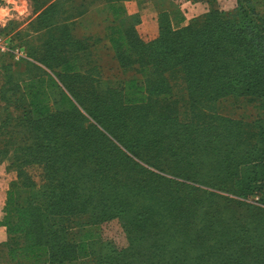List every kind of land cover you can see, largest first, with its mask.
<instances>
[{
  "label": "trees",
  "instance_id": "1",
  "mask_svg": "<svg viewBox=\"0 0 264 264\" xmlns=\"http://www.w3.org/2000/svg\"><path fill=\"white\" fill-rule=\"evenodd\" d=\"M68 1L42 0L41 11L29 24L33 31H43V40L39 47H24L27 57L50 74L31 62H25L14 75L11 67L15 64L0 65V135L4 129L9 137L6 143L12 144L14 135L21 143H30L12 154L0 148V162L7 160L6 170L15 175L0 220L8 237L0 246L7 257L16 264H22L21 256L26 264H79L86 245L97 247L87 228L98 230L97 219L112 216L120 220L131 241L123 250L109 245L98 248V264H264V250L248 245L262 235L264 209L246 205L240 211L244 203L218 195L256 199V204L264 206V127L260 125L264 118L251 124L257 129L252 135L259 136L257 146L243 152L241 146L235 149L241 141L235 134L228 132L222 145L221 136L217 141L214 125L231 131L227 126L231 122L214 117L209 122L195 119V115H208L203 111L207 103L235 93L247 96L249 89L259 85V74L264 71V0H237L233 12L211 10L181 29L176 28L183 18L159 10L158 36L150 43L137 38L136 18L122 24L125 32L112 25L113 59L121 70L133 71L140 78L118 82L116 87L106 88V94L94 89L87 76L93 75L89 69L92 38L74 34L77 16L88 11L81 8L86 2L73 6L74 2ZM110 1L118 0H101ZM119 13L115 11L117 17ZM251 64L259 66L257 80L247 84L249 89L236 92L251 74V68H245ZM54 78L67 88L77 106L70 103ZM178 81L186 91L183 113L180 97L173 93ZM82 84L88 85L86 90L76 88ZM253 93L261 98L264 86ZM182 115L187 117L180 121ZM239 127L244 130L247 125ZM182 141H193L195 150L183 161L194 175L207 179L189 181L218 193L182 184L190 194L212 196V202H204L199 217L192 206L187 207V216L182 211L180 216L174 211L173 216L167 215L161 204L163 212L157 218L151 212L152 201L157 204L161 199L146 190L149 173L133 158L150 166L149 157L154 156L155 162L165 153L181 156L175 148ZM256 153L260 160H255ZM234 156L247 158L233 163L230 159ZM31 169L39 171L41 183L44 180L39 188ZM138 169L140 176L133 174ZM83 181L90 187L86 192ZM84 193L92 196L84 198ZM138 197L149 205L138 203L136 214L125 218L127 207ZM112 198L116 204L109 203ZM215 199L234 206L227 218L211 220ZM250 208L257 214H248ZM87 214L91 224L80 226L82 241L68 237L73 227L70 219ZM170 217L179 219L174 221L176 227L169 224ZM57 220L67 225L54 227ZM230 222H234L231 228Z\"/></svg>",
  "mask_w": 264,
  "mask_h": 264
},
{
  "label": "rangeland",
  "instance_id": "2",
  "mask_svg": "<svg viewBox=\"0 0 264 264\" xmlns=\"http://www.w3.org/2000/svg\"><path fill=\"white\" fill-rule=\"evenodd\" d=\"M42 0H0V37H3L5 39H15L16 43L14 46L24 48L26 45H33L35 47H39L41 45V42L43 40V31H33L29 24L35 19L39 10L40 2ZM154 2V5L156 9L159 10H168L173 13V16L180 19L183 18L184 22L177 26L176 29H181L183 27H186L192 20L204 16L209 13L211 10H216L217 12L224 14L231 13L236 8V1L237 0H152ZM84 3V2H83ZM73 6H75V3H72ZM98 1L96 0H90L86 1V3L81 5V8L87 7L88 11L85 16H83L81 19L77 21V24L75 25V37L76 38H96L100 37L101 33L96 32L98 28V11L96 12L93 10V8L98 5ZM29 36H33L32 39L29 38ZM92 41L90 40L89 43ZM22 46V47H21ZM100 46L98 45L96 48L91 49L92 53V63L93 64H102L104 66H117L115 63H113L110 60V57L108 55V52H106L103 49H100ZM25 62H31L32 64L35 63L37 66L40 64L36 62H32L31 60L28 61L27 54L25 53L24 57H22L19 62H16L12 59V55L10 53L0 54V65L2 64H15V65H21ZM91 63V64H92ZM259 66L251 64L250 67L245 68H251L250 75L246 76V79L240 83L237 87L236 92H240L243 89H249L247 87V84L251 82L252 79L257 80L255 78L257 69ZM244 68V69H245ZM123 78L124 80H127L129 78H132L133 76L140 78V75L133 72H123ZM112 75H114L112 73ZM118 78H121L120 74L117 75ZM259 85H255V87L247 92V96L238 95L235 93L233 96H228L226 98H222L220 101H213L210 103H207L206 109H203L206 114L208 115H195V119L199 122H209V119L211 118H219L226 121H229L231 123H228L227 126H230L232 128L231 131H225L224 126H215L214 133L219 136H221V139L219 143L222 145L226 143L225 135L230 132L232 134H235L237 137L241 138L240 145L235 146V149H239L241 146V151L245 150H251L252 146L255 144L257 146V142L259 139V136L252 135L253 129H255L253 126L251 127V124H253L258 119L264 118V95L261 98H256V94H251L254 89L260 88L261 85L264 86V71L260 72L259 74ZM123 80L122 78L120 79ZM4 81V80H3ZM118 81V82H121ZM2 82V77H0V84ZM254 82V80L252 81ZM257 82V81H255ZM174 96L180 97V113H183L184 111V101L186 100V91H184L183 84L181 82H177L175 87L173 88ZM251 95V96H250ZM190 116V115H188ZM187 117V116H186ZM182 115V118L180 121L184 120L186 118ZM239 124H246L247 128L244 130H241L239 127ZM264 127V122L260 124ZM249 126V127H248ZM262 139H264L262 137ZM193 141L187 142L182 141L175 150L181 151V156L177 154L176 152H172L171 154L165 153L164 157L161 160H154L153 158L149 157L147 159V163L151 164L150 166H146L142 161L139 159L133 158V160L142 168L148 171L149 176L146 183V190L149 192H152L153 196H156L159 200V202L156 204L154 201H152V204L154 205V209L151 210L153 212L154 216L157 218L160 217V213L163 212V209L160 208L161 204H164V207L167 208V215L173 216V211L178 216L181 215V211L186 216L188 215L187 207L192 206L194 209L195 217H199V213L203 212L202 206L204 202H212L213 197L208 196L207 194H190V190L188 188H184L182 184L185 185H192L193 187H196L202 191L215 193L212 190L204 187L201 184H193V182L189 180H207L204 175H194V171L191 168V166L187 163V161H183L185 159L186 155L192 156V152L195 150L192 149L193 146H191ZM128 155V154H127ZM181 158V159H180ZM247 157H241L239 159L238 156H234L230 159L231 162L237 163L240 160H245ZM180 160V161H179ZM255 160H260L258 157V154L255 155ZM30 173L32 177L35 179L33 180L36 184L37 188H39L42 183H44V180H39V171L35 169H31ZM140 169L134 170L133 174L140 176ZM5 175V176H4ZM146 175V174H145ZM2 180H5L7 182H12L14 180V174L8 172L7 170L5 173L2 169H0V192H2V189L6 187V182H3ZM9 187V185L7 186ZM82 188H84V192H86L90 187H88V184H86L83 181ZM127 193V192H124ZM218 193V192H217ZM215 193V194H217ZM189 195V198H187V195ZM55 195V194H54ZM58 194H56L57 196ZM218 195L223 197H228L236 201H240L241 203H244L243 206H240V211L246 209V205H252L253 207H260L264 209V206H260L255 203V200L249 201V200H240L233 196H229L226 194H220ZM90 198L92 196L91 193H84L83 197ZM194 200H190V199ZM89 201L86 199V202ZM108 202V199L106 200ZM109 203L116 204L115 200L112 198ZM132 205L128 206L126 209L127 216L125 218H129V216H133L136 214V205L138 203L143 204L145 207L148 204L146 200H144L142 197H138L133 202L131 201ZM214 203L216 205L215 208L211 209V220H218L225 219L228 216V213H231V208L234 207L232 204L223 203L221 200L215 199ZM107 204V203H103ZM218 207L217 210H215ZM148 208V207H147ZM250 208L248 210V214H257L255 210ZM238 211V210H237ZM149 210H146L145 213H148ZM166 212V209L165 211ZM215 212V213H214ZM4 213L1 215L0 220L3 218ZM105 217V216H104ZM103 217L97 219L99 222H96L98 226V230H93L94 227L87 228L89 224H91V218L89 215L84 216H78L77 218L72 217L69 221V225L73 226L71 230L68 231V237L71 236L73 239L78 238V242L82 241L83 234L81 233V227L86 225L87 231L90 232L91 238L96 239L97 247L94 248L91 245H86L84 247L85 249L82 251V256L79 258V264H98L96 260V252H98V248H101L104 245H109L111 248L112 246L116 248V250H123L126 249L130 243L131 240L126 237V234L122 228L121 222L118 218H112V216H107L106 219L102 220ZM179 219H174L170 217L168 220L170 225H173L176 227L174 221ZM189 222L192 221L191 218H188ZM258 218L254 220V222H257ZM253 221H250L252 223ZM253 224V223H252ZM54 227L57 226H64L67 225L65 221H54L52 224ZM234 222L228 223V227H233ZM256 225L255 227H257ZM262 235L254 237L250 243H248L249 246H252L256 250H264V230H261ZM70 234V235H69ZM1 238V237H0ZM7 235L5 240H0V245L2 243H5L7 241ZM85 238V237H84ZM256 238H261L263 241L258 240ZM238 239L240 237L238 236ZM178 239H176V242ZM6 250L0 246V257H4L6 254ZM24 256H21L19 258V261L21 259L22 264H26V259L22 258ZM257 258L255 257L254 260ZM39 260V259H38ZM136 262L138 260H135ZM12 264H15L11 262ZM72 264H76L75 262H72Z\"/></svg>",
  "mask_w": 264,
  "mask_h": 264
},
{
  "label": "crops",
  "instance_id": "3",
  "mask_svg": "<svg viewBox=\"0 0 264 264\" xmlns=\"http://www.w3.org/2000/svg\"><path fill=\"white\" fill-rule=\"evenodd\" d=\"M90 1V0H69L68 2H74L76 5H79L83 2ZM98 1V5H96L93 10L96 12L98 11V28L96 32H100L101 36L92 38L93 48H96L98 45L100 46V49L105 50L108 52V55L110 57V60L115 63L116 61L113 59L115 53H114V44L112 45V35H110L112 30V25H118L119 29L122 32H125V28L122 26L124 22H126L129 19L136 18L137 19V25L135 26V31L137 34V38L144 42V43H150L154 41L158 36V27H157V17L159 15V11L156 9L154 2L152 0H118V1H110V2H101V0ZM77 7V6H76ZM115 11H119V17L115 15ZM87 14V12H86ZM85 14V15H86ZM83 15V16H85ZM82 16H77V21L81 19ZM1 23V22H0ZM110 26V28H108ZM93 39H97L94 41ZM127 40V38H124ZM16 42V41H15ZM15 44V43H14ZM15 48L22 51V56L25 55V49L19 48L14 46ZM12 59L16 62H19L21 58L16 60L13 56ZM30 59L28 58V61ZM32 61V60H31ZM33 62V61H32ZM42 67L41 65H39ZM12 73L14 75L15 71L16 73H19L22 70L21 65H13L12 67ZM46 72L49 74L51 73L46 68L42 67ZM89 69L93 75H88L91 77L94 83L92 85L94 86V89H98L100 94L101 92H104L106 94V88L112 89V85L116 87V84L118 81H121L120 79L123 78V70H121L118 66H104L102 64H90ZM139 71V70H138ZM141 71V70H140ZM112 73L114 75H112ZM97 74V75H95ZM121 76V78H118L117 75ZM55 82L57 83L58 87L61 89V91L66 95V97L69 99L70 103L73 105H78V102L74 100V98L71 96V94L68 92L67 88L61 84L56 78ZM142 79V78H141ZM122 80V81H123ZM18 84H20V81H18ZM74 86H72L73 88ZM88 85L82 84L77 85L76 88H82L86 90ZM12 119H14L15 114H12ZM1 117V116H0ZM3 121V119L0 118V123ZM1 126V124H0ZM7 134L5 135V130L3 129V134L0 135V148H4L7 153H16L18 152L20 147H23L25 145H30V143L25 141V143H21L18 136L14 135L13 143H6L7 141ZM110 140H112L111 136H108ZM9 138V137H8ZM6 140V141H5ZM8 168V162L7 160H3L0 162V169L3 170L5 173L6 169ZM5 176V175H4ZM15 179V175H14ZM3 182H6V187L2 189V192H0V218L3 214L4 208L7 203V192H8V185L9 182L2 180ZM0 240L3 241L6 238V230L5 227H0ZM14 261L13 263H15ZM0 264H12L11 260L7 257L5 254L4 257H0ZM16 264V263H15Z\"/></svg>",
  "mask_w": 264,
  "mask_h": 264
},
{
  "label": "built area",
  "instance_id": "4",
  "mask_svg": "<svg viewBox=\"0 0 264 264\" xmlns=\"http://www.w3.org/2000/svg\"><path fill=\"white\" fill-rule=\"evenodd\" d=\"M10 53L16 60L22 58V51L14 47L11 39L0 37V54Z\"/></svg>",
  "mask_w": 264,
  "mask_h": 264
}]
</instances>
